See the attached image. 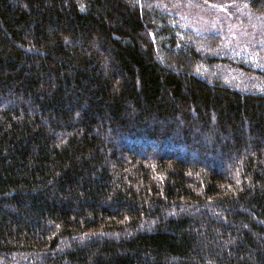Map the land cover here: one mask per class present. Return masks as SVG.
<instances>
[{
    "label": "trees",
    "instance_id": "obj_1",
    "mask_svg": "<svg viewBox=\"0 0 264 264\" xmlns=\"http://www.w3.org/2000/svg\"><path fill=\"white\" fill-rule=\"evenodd\" d=\"M224 42L169 0H0V264H264V72Z\"/></svg>",
    "mask_w": 264,
    "mask_h": 264
},
{
    "label": "rangeland",
    "instance_id": "obj_2",
    "mask_svg": "<svg viewBox=\"0 0 264 264\" xmlns=\"http://www.w3.org/2000/svg\"><path fill=\"white\" fill-rule=\"evenodd\" d=\"M169 1L188 28L223 34V40H226L223 48L229 50L232 63H238V68L234 67L237 70L228 71L235 72L246 82H250V74L245 71L257 75L264 72V16L254 15L243 5L234 8L196 0Z\"/></svg>",
    "mask_w": 264,
    "mask_h": 264
}]
</instances>
